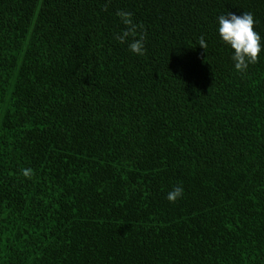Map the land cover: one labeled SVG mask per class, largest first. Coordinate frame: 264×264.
<instances>
[{
	"label": "trees",
	"instance_id": "1",
	"mask_svg": "<svg viewBox=\"0 0 264 264\" xmlns=\"http://www.w3.org/2000/svg\"><path fill=\"white\" fill-rule=\"evenodd\" d=\"M0 264H264V0H0Z\"/></svg>",
	"mask_w": 264,
	"mask_h": 264
}]
</instances>
